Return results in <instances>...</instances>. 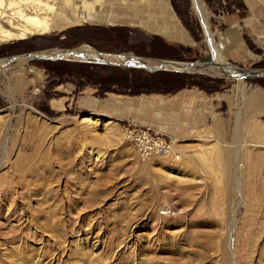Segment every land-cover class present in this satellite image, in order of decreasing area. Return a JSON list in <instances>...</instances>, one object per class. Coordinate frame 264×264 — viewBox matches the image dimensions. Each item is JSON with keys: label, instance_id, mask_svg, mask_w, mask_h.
I'll list each match as a JSON object with an SVG mask.
<instances>
[{"label": "rangeland", "instance_id": "rangeland-1", "mask_svg": "<svg viewBox=\"0 0 264 264\" xmlns=\"http://www.w3.org/2000/svg\"><path fill=\"white\" fill-rule=\"evenodd\" d=\"M42 1L72 15L66 0ZM168 2L172 20L152 0H73L93 7L79 10L93 21L0 42V264H264V104L244 113L264 77L220 76L264 67V26L232 19L244 12L227 14V0H202L218 65L178 72L182 82L38 56L83 45L151 60L211 55L192 0ZM31 52L38 59L21 56ZM184 88L196 96L178 99ZM127 126L162 136L170 153L139 157ZM224 149L241 161L227 164Z\"/></svg>", "mask_w": 264, "mask_h": 264}, {"label": "bare ground", "instance_id": "bare-ground-1", "mask_svg": "<svg viewBox=\"0 0 264 264\" xmlns=\"http://www.w3.org/2000/svg\"><path fill=\"white\" fill-rule=\"evenodd\" d=\"M66 2L71 3L70 6L64 4V7L70 8L72 10L71 16L66 15L65 13H63V11L58 10L56 6H53L52 4L49 3H45L42 0H0V42L23 39L33 34H44L54 31H60L67 27L93 21L90 20V18L84 16L82 17L79 15L80 9L85 11V10H89L90 7L93 8L92 6L85 3V4H79L75 7L72 6L73 0H66ZM192 8L194 12L199 16L201 26L203 25L202 28L204 29V33L206 35L205 39H207V42L211 47L213 61H214V53H218V52L214 50V47L212 46L211 43L212 40H211L210 32L208 30V23L206 21L202 0H192ZM49 13H51V15H49ZM117 19L118 18H115L113 20L110 19L107 21H109L108 23H114L115 21H118ZM51 55H54V57L58 59L63 58V59H74V60H87V61L112 64V65L113 64L120 65L124 63L134 67L146 66L149 69H153V67H156V65H158L157 60L142 59L141 57H136L128 53L116 54V55L104 54L97 52L96 50L91 49L85 45L70 51L45 52L42 54H38V56L45 58L50 57ZM220 63H222L224 66L227 65L222 61ZM3 65H2L3 68L1 70L5 69L4 67L5 65L4 66ZM203 68H208V66ZM212 69H215V67H212ZM186 70L191 71L193 69H186ZM218 70L222 73V69H218ZM229 71L233 72L234 68L229 67ZM36 75L39 76V73L36 72ZM245 103H246L245 104L246 107L244 113L250 114L252 111L258 109L259 106L264 104V93L261 91L255 92L254 94H252L250 98H248V100ZM89 120L90 118L87 117L83 118L84 122H88ZM94 122H96V120L93 121V123ZM222 155L223 158L226 159L225 161H227L226 162L227 164L230 156H233V158L235 157L236 162L241 161V157L238 154L231 155V150L224 149ZM229 238L231 237H228V239ZM227 262L229 264V261Z\"/></svg>", "mask_w": 264, "mask_h": 264}, {"label": "crops", "instance_id": "crops-1", "mask_svg": "<svg viewBox=\"0 0 264 264\" xmlns=\"http://www.w3.org/2000/svg\"><path fill=\"white\" fill-rule=\"evenodd\" d=\"M224 1V0H223ZM229 7L226 9V13H230L234 16L235 13L241 10L244 12L242 16L232 17V19L238 20L242 25H261L264 26V0H227ZM155 2L156 8H159L158 12H164L166 18L172 20L174 18V12L172 11L168 0H152ZM225 18V17H224ZM224 21L226 19H223ZM246 20H250L247 22ZM193 88H184L177 92L176 96L178 99H185L187 97H192ZM198 91V90H197ZM194 94V93H193ZM195 95V94H194ZM196 96V95H195Z\"/></svg>", "mask_w": 264, "mask_h": 264}, {"label": "water", "instance_id": "water-1", "mask_svg": "<svg viewBox=\"0 0 264 264\" xmlns=\"http://www.w3.org/2000/svg\"><path fill=\"white\" fill-rule=\"evenodd\" d=\"M211 52V48H210ZM31 53H22L21 56L29 57L30 59H38L36 56L30 55ZM8 61H11L14 59V56H10L7 58ZM39 59H41L39 57ZM47 59V58H43ZM158 65L156 67H153V69H149L146 66H138L139 68L146 69L148 71H157V70H164V71H174V72H190L186 69H200L207 66H216L218 65L213 61V56L208 55L200 60L197 61H175V60H167V59H157ZM227 63V62H226ZM228 64V63H227ZM121 66H129L128 64H120ZM134 67V66H130ZM233 67V66H232ZM234 71L232 73H226L223 71V73L220 76L224 77H232L234 79H242V78H251L255 79L258 77H264V67L262 68H244V67H233Z\"/></svg>", "mask_w": 264, "mask_h": 264}, {"label": "built area", "instance_id": "built-area-1", "mask_svg": "<svg viewBox=\"0 0 264 264\" xmlns=\"http://www.w3.org/2000/svg\"><path fill=\"white\" fill-rule=\"evenodd\" d=\"M123 137L131 143L141 158L170 153V145L165 138L141 126H127L122 130Z\"/></svg>", "mask_w": 264, "mask_h": 264}, {"label": "trees", "instance_id": "trees-1", "mask_svg": "<svg viewBox=\"0 0 264 264\" xmlns=\"http://www.w3.org/2000/svg\"><path fill=\"white\" fill-rule=\"evenodd\" d=\"M162 73H165V75H172V74H169V73H166V72H162ZM177 73V74H176ZM176 73H174L173 75H176V76H178L179 78H181V81H179V82H182V80H184V78L186 77L183 73H178V72H176Z\"/></svg>", "mask_w": 264, "mask_h": 264}]
</instances>
